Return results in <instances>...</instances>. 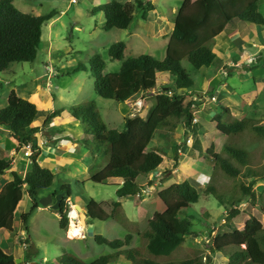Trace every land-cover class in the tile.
Wrapping results in <instances>:
<instances>
[{
    "label": "trees",
    "instance_id": "obj_1",
    "mask_svg": "<svg viewBox=\"0 0 264 264\" xmlns=\"http://www.w3.org/2000/svg\"><path fill=\"white\" fill-rule=\"evenodd\" d=\"M15 0H0V74L4 73L13 63H33L41 49L43 26L56 15L51 11L44 15H34L20 11ZM141 11V19L148 20L150 13L155 12V5L148 1H136ZM92 14L104 15L103 29H127L133 19V6L118 0L93 7ZM241 21L264 27V16L258 10V0H183L173 20V31L167 46L166 55L157 60L149 54L137 57H124L125 44L116 42L109 46L108 54L112 60L121 61L120 73L114 77L104 73L106 64L99 55L90 59V74L94 80V91L103 99L116 102L124 99L121 89L130 80L131 74L168 73L173 78L172 84H164L167 88L164 93L171 95V107H168L166 97L158 95L154 106L145 117L126 116L123 119L121 130L110 128L104 121L94 101L85 102L68 107L69 113L79 121L85 137L83 142L92 153L104 149L107 153V162L99 171L90 172L89 181L100 185H113L120 181L116 196L119 199L136 197L142 187L138 183L139 176H146L160 169L163 157L160 154L161 146H152L157 130L174 132L179 124H184L186 130L184 139L199 129L194 122L193 108L200 105L199 100L187 99L197 91L195 80L182 66L187 60L195 69L209 67L216 58L213 45L216 36L220 34L228 22ZM255 67H244L249 71ZM80 66L75 70L79 71ZM144 80V78H142ZM144 83V82H142ZM141 83V84H142ZM137 82L128 84L129 92H133ZM224 118L219 119L216 129L227 137L219 153L213 148L207 149L203 157L211 163L213 174L205 187L204 193L216 191L212 184L215 171L221 170L232 177L234 181H241L232 187L230 192L240 194L239 198L229 203L231 207L228 217L230 220L239 214L236 208L246 198L256 201L253 185L261 180L264 182V170L256 172V163L251 154L243 149L229 144L230 137L240 135L246 131L264 138V122L245 116L237 119L232 116L229 108L220 107ZM63 109L54 110L47 114L44 127L51 120L60 116ZM40 115L38 106L29 99L19 97L14 90L10 91L7 104L0 108V127L9 130L19 147L31 143L32 152L27 172L22 175L18 171H11L12 180L6 182L0 190V229L14 231L15 213L23 198L24 191L28 194L31 206L28 212L20 215L19 220L23 230L28 232V222L38 210V199L43 191L51 189L55 174L48 168L40 166L38 157L40 148L36 133L38 127L32 126ZM91 137V140L89 139ZM186 142V141H185ZM182 144H185L184 142ZM181 144L172 147L174 167L177 166L178 151ZM224 152L225 156L222 155ZM228 155L229 158L226 157ZM12 169L10 160L0 159V176ZM61 195L58 203L59 226L67 228L69 218L68 204L72 195L69 185H62L60 190L51 193L55 199ZM220 199V196H216ZM158 198L163 202L165 209L156 212L148 221L143 230L129 233L122 239L107 240L96 235L94 240L101 245H107L112 252L101 255L91 262H86L74 253H64L56 264H111L121 257V264H206L199 255L174 259L173 253L184 244L187 237L197 236V228L192 222L196 217L188 214L190 206L200 200L197 189L188 181L183 180L158 192ZM52 201V199H50ZM82 216L88 222L92 220L107 221L116 213L120 221L127 222L128 218L122 213L120 202H113L110 213L106 212L94 199L88 198ZM186 213L187 215H185ZM184 214V215H183ZM114 215V216H113ZM81 217V218H82ZM229 231L216 235L210 248L211 255L224 254L229 248L233 250L227 255L226 264H264V227L259 219L251 215L245 222L243 229L228 226ZM140 244L131 247L135 237ZM25 244L29 245L27 238ZM33 254H26L32 259ZM209 260L211 256L208 257ZM35 261V260H33ZM0 264H16L12 254L5 253L0 247ZM35 264H43L36 262Z\"/></svg>",
    "mask_w": 264,
    "mask_h": 264
},
{
    "label": "rangeland",
    "instance_id": "obj_2",
    "mask_svg": "<svg viewBox=\"0 0 264 264\" xmlns=\"http://www.w3.org/2000/svg\"><path fill=\"white\" fill-rule=\"evenodd\" d=\"M110 1L113 0H76L75 3H72V0H15L14 5L24 13L44 15L51 11H56L57 15L43 26L41 49L36 60L33 63H13L9 66L7 75L0 77L1 98L7 95L12 85H24L33 88L34 81H36V84H39L44 89L46 88V90L48 89L49 94L46 99L43 92L41 98L38 97L35 99L37 102H42L41 104L43 106H47L52 110L64 109V113L69 114V111H67L68 107L94 101L108 126L121 130L123 119L131 114L129 109H132L135 116L137 114L133 111L135 101L142 100L145 103V98H141L142 96L154 95V92L157 94L158 85L162 83V80H166L163 77H167L170 74L159 73V77H162V79L158 78L157 80L156 78L146 79L140 77L137 73H130V80H128L130 82L125 84L121 89L124 99L116 102L114 100L100 98L96 95L94 91V80L90 74V59L96 54L99 55L106 64L104 73L114 78L120 73L122 62L112 60L108 54V48L113 43L123 42L125 44V58L149 54L157 60H162L167 49L168 39L165 37L169 35L170 31L168 25L173 24L175 11L180 7L182 0H140L143 3L150 1L156 6V11L149 14L148 21H143L140 17L141 11L136 5V1L138 0H118L124 4H132V22L127 29H111L106 31L103 29L104 15L102 13L92 14L91 9ZM162 19L165 20L166 26L162 25ZM45 66H48V69L46 68L48 71L45 69ZM79 66L81 69L75 71ZM182 66L195 80L196 89L199 90L201 88L204 91L206 72L204 73L203 71L205 69H195L187 60L182 61ZM50 69H52L51 73H49ZM246 73L232 75L235 77L233 79L235 83L232 85L233 81H231L229 86L236 88L235 93L237 95H241L253 87L252 78H249L250 80L246 82L243 80L244 74ZM153 75L156 74L149 73L147 77H153ZM7 78L13 82L12 85L6 83ZM132 81L137 82V87L133 92H129L128 84ZM142 82L145 83L143 88L141 87ZM172 82L168 81L169 84H172ZM46 84H48V87H46ZM218 93L221 102L228 104L225 101L228 99L226 97L228 95L226 90L225 93L221 91ZM51 94L54 97V101L52 98H49ZM160 95L166 97L168 107L172 108L171 95L168 93H160ZM205 95L209 98L211 96L209 93ZM151 104L152 101L148 102L149 106ZM208 107L210 108L209 114L212 112L216 115L219 114L218 117L214 118L215 120L209 118L207 116L209 114L205 110L204 112H200L196 108L195 115L203 126H208L210 122L212 123L210 126L211 130L208 132L212 136L215 135L212 134L215 131L213 127L224 116L220 109V103L215 108L213 106L214 109L210 106ZM262 108L258 113H264V106ZM234 115L238 118H242L243 116L256 118V115L254 116L249 110L244 114L236 112ZM258 119H261V117ZM35 122L38 124L39 117H37ZM75 123H61L60 127L69 134L79 138L80 149L76 150L75 153H65V148H62V154L65 153V172L60 174L55 172L56 176L51 189L41 193L38 199L39 208L28 222L29 231L26 232L23 230V225L19 220L20 215L28 212L31 206L30 198L26 191H24L23 198L16 211L14 231L9 234L6 232L0 233V247L5 253L12 254L15 257L16 264H35V261L43 264H56L60 257L67 252L76 254L86 262H91L98 256L111 253L112 250L107 245L98 244L94 240V237L100 235L107 240L122 239L126 234H133L137 230L141 231L145 229L147 221L156 212H162L165 209L163 202L157 196V191H161V188L168 186L171 182L179 183L183 180L180 174H178L179 172L176 173L173 163L170 162L172 160L171 154L174 153V151L173 153L171 152L173 150L171 148V142H176L179 135L183 137V131H165L170 134V138L168 137L166 139L163 135L158 134L152 142V146H156L155 144L158 143L163 147L160 149V153L164 159L160 167V171H162L160 180L163 184H161L157 191L154 189L150 194H144L140 198L141 200L128 198L122 202V213L128 218L127 222L120 221L121 218L117 213V219L111 217L107 221L92 220L88 222L82 216V218L80 217L81 213L77 210L76 206L83 209L86 206L87 199L92 198L106 212L110 213L112 202H117L118 199L115 194L114 185L94 184L89 180L84 182L85 176L79 175L81 167H84L85 170H87V167H91L94 172L99 171L105 166L108 156L105 150L102 149L94 153V155L99 156L98 159L92 157L90 159H84L83 156L80 159L76 158L80 151L87 154L91 150L83 142L84 131L82 126L79 123ZM171 133L175 134L171 135ZM212 139L214 137L207 138L209 143ZM68 141H72V138L69 137ZM215 142L219 149L223 140L216 139ZM186 144L188 143L186 142ZM229 144L233 147L243 148L251 154L253 162L256 163V172L264 170V138L258 137L250 131H246L243 134L231 136ZM12 146H14V143L10 138L8 145L5 143V147L11 149ZM222 155L225 156L224 152ZM226 157L229 158L228 155ZM0 158L3 159L1 156ZM194 158L199 157L195 155ZM202 158H204L203 155L200 157V160ZM22 159L23 161H28L27 157H23ZM187 163L186 172L197 175L195 170H198V165H196V168L190 162ZM212 174L213 167L210 175ZM165 179L167 180L164 181ZM191 182L194 183L193 181ZM239 183L241 181L235 182L232 177L226 175L221 170H217L212 181V184L216 187L215 192L211 194L204 193L205 188L202 189L197 184H194L200 194V200L198 203L190 206L188 214L196 217L192 222L195 225L194 227L197 228L198 233L197 236L187 237L184 244L171 257L178 259L199 255L200 259L206 264H226L228 261L227 255L233 248H229L224 254L217 253L212 256L210 248L213 245V239L216 235H221L229 231L228 226L243 229L245 222L251 215L259 219L264 227V182L261 180H258L252 187V190L256 194V201L252 202L248 197L237 204L236 208L239 214L232 218L228 224L229 216L227 217V215L231 211L229 203L240 197V194L235 195V193L230 192L231 190L228 189H231ZM64 184L69 185L72 190L67 215L69 211L71 212L74 209L78 216L73 220L68 215L69 224L67 228L61 229L57 209L61 195L65 194V192L58 193L55 199L50 198V195L53 191L60 190ZM216 196H220V199H217ZM184 214L187 215L186 213ZM72 222L78 225L80 223L82 224L81 233L83 234L80 235V238H72L68 235ZM27 238L29 239V245L25 244ZM139 244L140 240L136 236L131 243V247L138 246ZM28 252L34 255L32 259L26 257ZM210 256L211 259L209 260L208 257ZM122 262L124 261L120 257L118 261L111 264H121Z\"/></svg>",
    "mask_w": 264,
    "mask_h": 264
},
{
    "label": "crops",
    "instance_id": "obj_3",
    "mask_svg": "<svg viewBox=\"0 0 264 264\" xmlns=\"http://www.w3.org/2000/svg\"><path fill=\"white\" fill-rule=\"evenodd\" d=\"M193 1H195V0H193ZM258 10L264 16V0H258ZM176 13H177V11H175V16H176ZM175 16H174L173 20L175 19ZM162 25L166 26L164 19H162ZM172 25L171 24L168 25V27L170 28L169 35L167 37H165L168 39L167 40L168 41L167 46H168L170 36L172 34L173 27H174V24H172ZM171 26H172V28H171ZM212 49H213V52L216 54L215 60L213 61V63L209 67H204V68L199 69V70L205 69L203 72L204 73L206 72L205 77L207 79L205 78V80H204L205 81V88H204L205 90L203 91L201 88H199V90H197L193 94V96L187 97L188 100L191 98L195 100L196 97L198 99H200L201 97L203 98L200 105H198L197 107H194L192 110L193 115H194V119L196 120L197 124L199 125V129L197 130V132L195 134L194 133L190 134V136L188 137L189 142H188V144H186V142L188 140V139L187 140L184 139V134H185L186 128H185L184 124H179L176 128V131L179 130V132H180V130H182L183 131V137H181L178 134L179 135V137H177L178 140L176 142H173V141L171 142L172 143L171 148L181 144L179 151H178L177 166L175 167L176 173L179 172L178 174H180L181 178L183 180H188L194 187L197 184V186L201 187L202 189L205 188L206 184L210 180V177H211L210 174L212 173V165L205 158H202V160H200V157L203 155L202 153H204L209 148H213L214 152L219 153L223 144L225 143L227 137L225 135L221 134L219 131H217L216 126L213 127V128H215L214 129L215 131L212 133L215 135L210 136V133H208V132H210V130H211L210 126L212 123L210 122L208 124V126H203L202 123L196 118V115H195L196 108L200 112H202V111L204 112V110H205V112L207 111L208 112L207 114H209L210 108L208 106H210V107H212V109H214L220 103L221 106H225V107L229 108L232 116H234V117H235L234 113H236V112H238L239 114H244L247 112V110H249V112L251 111V113H253L254 116L256 115L257 119L259 117H261V119H259V120L264 122V113H261V112L258 113L259 110H262L263 109L262 107L264 106V27L259 26V25H255V24L246 23V22H241V21L228 22L224 26V28L220 32V34L218 36H216ZM165 55H166V53H165ZM46 65H48V64H46ZM254 65H255V67L253 69H251L249 71L244 70V67H251ZM46 68L48 69V66H45V69ZM50 68H51V66H50ZM51 71H52V69H50L49 73H51ZM8 72H9V68L4 73H1L0 77L2 75H7ZM243 72H247L246 73L247 75L244 74L243 80H245V82H246V81L250 80L249 78H252L253 87L250 90L245 91L243 94L237 95L235 93L236 88L234 86H232L233 88H231L229 85H230L231 81H233V79L235 78L234 76H232L233 74L238 75V74H242ZM154 74H156V75H153V77H150V76L147 77V75H149V74L143 75L141 73L139 74V76L144 77L146 79H150V78H152V79L156 78L157 80H158V78L162 79V77H159V73H154ZM164 78L166 80H162V83L160 85H158V88H157V90H158L157 94L158 95H160V93L161 94L164 93V91L167 89V88L163 87L164 84H167L168 81H170V82L173 81L172 77H170V75H168L167 77H163V79ZM6 81H7L6 83L11 84V85L13 83L10 79H8ZM34 82L35 83L33 85V88H30V87H27L24 85H20V86H13L12 85V86H10L9 92L7 93V95L4 98H1L2 96L0 95V108H2L3 106H5L7 104L8 95H9L10 91H12V90H14L19 97L24 98V99H29L31 102L35 103L38 106V108L40 109V115L38 116L39 122L37 124L34 121V123L32 124V126L38 127V129H39V131L36 133L37 143H38V146L40 148V155L38 157V162H39L40 166L50 169L56 176L55 172H58L59 174L62 172H65V168H66V163L64 161L65 160V158H64L65 153H67V152L75 153V151L79 150L80 146H81L79 138H76V136L69 134L66 130L62 129L60 127V124L65 123V122H68V123L69 122H76L75 124H78L79 121L74 119L70 113L65 114L64 113L65 110L63 109L60 116L53 118L51 120L50 124L44 127V121H45V118L47 117V114L53 112L54 110H52L51 108H48L47 106H43L41 104L42 102H37L35 100L38 97L41 98V96H43V94H45L44 97L46 99L47 95L49 93H48V89L46 90V88L44 89L39 84H36V81H34ZM233 83H235V80L232 82V85H233ZM143 86H145V83L141 84L142 88H143ZM46 87H48V84H46ZM225 90L228 93V95L225 94L226 97L229 99V100L228 99L225 100L228 104H226L225 102L224 103L221 102V99L218 96L219 91H221L222 93H225ZM0 92H1V83H0ZM42 92H43V94H42ZM207 93H209V95H211L210 98L205 95ZM157 94H155V92H154V95L150 94V95H147L146 97H143V96L141 97V98H145V107L142 110V114H143L142 117H145L148 110L154 106L156 97L158 96ZM50 96L51 97H49V98H52V100L54 101V97H52V94ZM212 96L215 97V99H216L215 102L211 100ZM1 99H2V101H1ZM150 101H152V104L149 106L148 102H150ZM2 103H4V104H2ZM213 106H214V108H213ZM129 110H130V112H132L131 108ZM67 111H68V109H67ZM215 115L216 114H214L212 112L207 116L209 118H211L212 120H215L214 118L218 117L219 114H217L216 116ZM129 116H131V114ZM243 117H245V116H243ZM235 118L241 119L238 117H235ZM79 125H80V123H79ZM122 125H123V122H122ZM158 134L163 135L166 139L168 137L170 138V134L163 131V130H157L155 137ZM172 134H175V133H171V135ZM216 134H217V136H216ZM45 135H47V136H45ZM83 136L85 137V134ZM69 137L72 138V141H68L69 144H67V145H62L63 144L62 140L63 139L68 140ZM211 137L212 138L214 137V139H212V141L209 143L207 138H211ZM10 138L13 140L14 146H12L11 149H8L5 147V143L8 145V140ZM89 139H91V137H89ZM216 139L223 140V143L219 149H218L216 142H215ZM153 140H155V138ZM183 142L185 144H182ZM73 143H77L78 147L73 148L71 146ZM152 144L153 143H151V145ZM155 145L160 146V144H158V143ZM62 148H65V151H66L63 154H62V152H63ZM161 148H163V147L161 146ZM24 150L25 149L23 147H19L18 143L14 140V138L12 137V135L8 129H6L4 127H0V156L3 157V160H6V161L10 160L12 163V169L7 170L5 172V174L2 175L0 178V190L2 189L3 185L6 182L12 180L11 171H18L22 175H24L27 172L29 165H30V158L23 154ZM96 154H98V153H96ZM195 155H197L199 158L195 159L194 158ZM21 156L27 157L28 161H23V159H22L23 157L21 158ZM82 156L84 159H86V158L90 159V157L98 159V157H99L98 155H94V153H92V152H88L86 154L85 152L80 151V153L77 155L76 158L80 159V158H82ZM171 158H172V160L170 162H172L174 165L173 154H171ZM163 161H164V159H163ZM170 162H168V163H170ZM187 162H190L193 166L195 165V167H196V165H198V168L196 167L198 170H195L198 176L196 174L192 175L189 172H186V168H187L186 165L188 164ZM92 171L93 170L91 167L90 168L87 167V170H85L84 167H81L79 175L85 176L84 177V182H85V181L89 180L90 172H92ZM161 172L162 171H160V169H159L156 172L151 173L149 175H146V176L141 175L138 177L137 181L141 185L142 189L148 191V193L150 194V192L152 190L155 189L157 191V189L161 186V184H163V182L160 180L161 176L159 177V182L157 181V178H155V176L161 174ZM63 179H64V177H63ZM151 179H154V180H151ZM167 179H165L164 181H166ZM191 181H193L194 183H192ZM112 184L118 185V184H121V182L120 181H114V182H112ZM172 184H174V182L169 183L168 186L161 188L160 190H163ZM116 189H117V187H115V192H116ZM158 192L159 191H157V196H158ZM140 198L141 197L136 196V197H132L130 199L141 200ZM117 199H118V202H120L121 207H122V202L128 198H122V199L117 198ZM46 202H47V199H46ZM17 208H18V206H17ZM84 210L85 209L83 208V209H81L80 212H83ZM16 211H17V209H16ZM15 215H16V213H15ZM14 228H15V224H14ZM1 232H6L7 234L12 233V232H8L5 229H0V233ZM15 262H16V259H15Z\"/></svg>",
    "mask_w": 264,
    "mask_h": 264
},
{
    "label": "built area",
    "instance_id": "obj_4",
    "mask_svg": "<svg viewBox=\"0 0 264 264\" xmlns=\"http://www.w3.org/2000/svg\"><path fill=\"white\" fill-rule=\"evenodd\" d=\"M75 2H76V0H72V3H75ZM200 99H201V98H200ZM196 100H199V99L196 97ZM211 100L214 101V102L216 101V99H215L214 96L211 97ZM144 107H145V103H144L142 100H141V101H140V100H136V101H135V105H134V107H133V111L137 113L136 116H138V117H142V116H143V114H142V110L144 109ZM131 116H135V113L131 112ZM194 122H196L195 119H194ZM62 141H63V142H62V143H63L62 145H67V144H69L68 140H64V139H63ZM188 142H189V139L187 140V143H188ZM71 146H72L73 148H77V147H78V144H77V143H73ZM23 148L25 149V150H24V155L30 157L31 152H32V145H31V143L27 144V145L24 146ZM160 175H161V174L155 176V178H157V181H158V182H159V176H160ZM155 178H154V179H155ZM154 179H151V180H154ZM144 194L147 195V194H148V191L142 189L141 193H138L136 196H137V197H142V196H144ZM68 215H69V217H70V211H69Z\"/></svg>",
    "mask_w": 264,
    "mask_h": 264
},
{
    "label": "bare ground",
    "instance_id": "obj_5",
    "mask_svg": "<svg viewBox=\"0 0 264 264\" xmlns=\"http://www.w3.org/2000/svg\"><path fill=\"white\" fill-rule=\"evenodd\" d=\"M72 213H75V216H73ZM70 216L74 220L75 218H77L78 215H77L76 211L74 209H72L70 212ZM81 231H82V224L80 223L78 225V224H75L72 222L70 229L68 231V235L72 238H80V235L83 234V233H81Z\"/></svg>",
    "mask_w": 264,
    "mask_h": 264
},
{
    "label": "water",
    "instance_id": "obj_6",
    "mask_svg": "<svg viewBox=\"0 0 264 264\" xmlns=\"http://www.w3.org/2000/svg\"><path fill=\"white\" fill-rule=\"evenodd\" d=\"M77 210H78V211H81V209H80V207H79V206H77Z\"/></svg>",
    "mask_w": 264,
    "mask_h": 264
},
{
    "label": "clouds",
    "instance_id": "obj_7",
    "mask_svg": "<svg viewBox=\"0 0 264 264\" xmlns=\"http://www.w3.org/2000/svg\"><path fill=\"white\" fill-rule=\"evenodd\" d=\"M73 216H75V213H72Z\"/></svg>",
    "mask_w": 264,
    "mask_h": 264
}]
</instances>
